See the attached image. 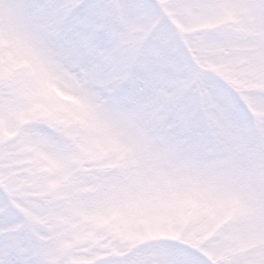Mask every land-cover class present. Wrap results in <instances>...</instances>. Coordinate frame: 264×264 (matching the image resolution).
I'll return each mask as SVG.
<instances>
[{"label": "rangeland", "instance_id": "1", "mask_svg": "<svg viewBox=\"0 0 264 264\" xmlns=\"http://www.w3.org/2000/svg\"><path fill=\"white\" fill-rule=\"evenodd\" d=\"M27 2L62 7L28 12ZM143 3L0 0V264L124 261L184 237L170 212L194 193L204 223L191 234L213 241L212 264H264L254 196L264 175V0H157L168 6L159 15ZM83 4L90 11L68 25ZM179 48L248 113L195 80L179 85L188 101L177 109L162 85L183 67L172 63ZM141 60L146 96L131 70ZM119 85L127 91L112 92ZM219 192L232 206L212 222Z\"/></svg>", "mask_w": 264, "mask_h": 264}, {"label": "snow or ice", "instance_id": "2", "mask_svg": "<svg viewBox=\"0 0 264 264\" xmlns=\"http://www.w3.org/2000/svg\"><path fill=\"white\" fill-rule=\"evenodd\" d=\"M62 7L60 4H43L39 2H27L20 5V8L24 11L34 12L37 9H47V10H59ZM142 7L151 15H159L161 9L168 7L167 5H162L157 3V0H144ZM173 7H182L179 5H173ZM91 6L89 4H83L78 8L71 16L68 18L66 23L72 25L75 19L82 17L90 11ZM158 38L157 43L159 42ZM155 45H150L146 51L151 52ZM172 63L181 64L183 67L180 71H173L168 74L166 80L163 83L164 92L168 100L173 103L177 109L185 106L187 104L188 98H181L179 91V85L188 81L195 80L202 85H207L210 81L201 76L199 73L191 71V64H195L191 57L188 56L182 48H179L177 51L176 57L173 58ZM145 66L142 61L138 65L137 76L139 79L133 81L136 88L140 89V96H146L151 93L152 86L147 82L146 77L144 76ZM215 85L217 93L223 97V101L229 103L233 112L243 114L245 111V106L243 102L238 98L233 96L226 89L225 85L217 79V81L211 82ZM127 91V90H125ZM179 127V125H178ZM202 193H194L190 200L196 206L198 213L201 208V200L198 198ZM232 206V202L227 194L219 192L214 194V199L209 203V211L211 215L212 222H219L224 218V213ZM199 237L196 234L185 235L180 240H172L174 244L179 245L177 249L185 257V264H212V261L209 259L206 254V249L208 246L206 244L198 243ZM109 264H125L124 261H112ZM156 264H165V261H157Z\"/></svg>", "mask_w": 264, "mask_h": 264}, {"label": "clouds", "instance_id": "3", "mask_svg": "<svg viewBox=\"0 0 264 264\" xmlns=\"http://www.w3.org/2000/svg\"><path fill=\"white\" fill-rule=\"evenodd\" d=\"M179 44V41H176ZM211 59V58H209ZM142 62L138 61L137 65L131 70L138 71V65ZM191 71L199 73L207 78L210 82L217 81L214 73L207 72L201 69L199 65L191 64ZM255 141L248 146L249 158L245 161L248 166L255 163V158L252 156ZM264 147V144H262ZM254 196L261 206H264V175H262L259 184L254 188ZM172 219L175 221V227L182 231L185 235L193 233L204 221L199 216L196 206L189 202L178 209H173L170 212ZM209 241L207 246L212 244ZM179 245L173 243L172 240H160L151 244L145 245L142 248L134 249L129 256L124 259L125 264H156L157 261H165V264H185L184 255L178 251Z\"/></svg>", "mask_w": 264, "mask_h": 264}]
</instances>
